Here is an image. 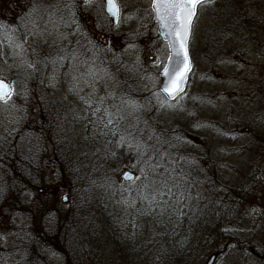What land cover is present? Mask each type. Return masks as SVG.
<instances>
[{"label":"rangeland","instance_id":"374dc122","mask_svg":"<svg viewBox=\"0 0 264 264\" xmlns=\"http://www.w3.org/2000/svg\"><path fill=\"white\" fill-rule=\"evenodd\" d=\"M117 1L114 25L104 0L91 7L78 0H0V25L8 29H0V80L15 90L0 103V143L21 162L16 170L0 169V264H52L54 258L62 261L55 264H126L98 217L106 196L129 218L140 202L139 174L119 146L129 133L144 144L152 133L173 136V153L182 154L185 144L197 152L186 160L193 164L187 175L194 208L206 207L210 219V255L199 249L192 264H207L216 250L213 264H258L255 250L264 257V0H213L199 8L189 41L192 72L174 102L159 88L169 52L153 22V0ZM62 49L94 62L103 77L95 93L88 77L78 81L81 91L70 90L72 75L86 69H74L70 59L50 63L66 55ZM90 95L92 108L81 99ZM104 109L114 114L109 128L118 133L105 134ZM11 116L15 124L4 127ZM32 130L49 132L37 137ZM59 168L75 182L61 179ZM125 172L135 178L124 182ZM133 224L116 235L124 231L126 240ZM50 237L71 242L68 262L48 249Z\"/></svg>","mask_w":264,"mask_h":264},{"label":"trees","instance_id":"16d2710c","mask_svg":"<svg viewBox=\"0 0 264 264\" xmlns=\"http://www.w3.org/2000/svg\"><path fill=\"white\" fill-rule=\"evenodd\" d=\"M6 119L9 121L7 124H5V122L1 123L4 125V127H11L15 124V122H12V116ZM33 131L34 130H32L31 134H35L37 137H40V135H42L44 132H49V130H45L40 131L37 134ZM116 133H118L117 130L115 131L109 127L106 128V135H113ZM164 136L165 137H161V135H157L155 133L149 134V141L145 139V144L149 146L151 149L150 154L155 155L156 160H159L160 163L165 165L168 169H175V172L172 173H165L163 168L159 169L158 171L160 178L168 179L169 175H174L176 177L175 181L168 179V183L170 185L174 183L177 184L178 181H182L181 186L178 189L174 187L173 191L176 193L183 191L185 193L186 198L184 199L183 203L179 205L174 204L176 196L161 197L160 199L169 201L168 205L161 204V207L165 209L163 214H161V208L156 207L155 205L153 206L154 211L149 213L148 204L140 200V202H137L138 205L135 215H133L134 217L131 216L130 218L127 216V214L122 213L118 203H112L110 201L109 196H106L101 204L102 210L98 219L102 224L101 227L104 230L103 233L110 238L112 237L113 244L115 243V245H117L118 252H120L121 256H123L126 264H192V261L195 258V255L198 253V250L202 249L203 252L205 251V245L208 241L207 238H209V235L207 234H209L210 231V219L204 217L205 215L207 216L205 211L206 207L204 206L205 209L202 208V210L194 208L195 194L191 196V181L190 176L187 175L188 171L193 169V164L188 165L186 160L189 158V156L196 158L194 156H196L197 152L195 149L189 148V146L185 144L186 151H183L182 154H177V152L173 153L174 150H176V144L178 142L175 141L173 136L172 138L166 137V135ZM1 144L2 143H0V169H8V171L14 169L16 170L18 168V162L21 163L17 160V154L13 150L8 151L7 148L6 150L2 149L3 145ZM124 150V155L126 156L127 154H130L131 156L129 158L132 157L133 159V161L130 163V169H134L140 176L141 165L137 163L136 153L130 150L126 145L124 146ZM123 159L124 161L122 163L125 164L128 158ZM181 160H184V163H181ZM112 161L109 164L110 168L113 167L115 163V160L113 162ZM177 162L180 164V166L184 165L185 167L181 169ZM105 165L106 163L103 164V167H105ZM57 170L61 173L63 172L60 175L61 179L66 178L71 182H75L76 179L74 176H72L74 174H66L61 168ZM210 173L215 172H212L211 170ZM79 175L80 173L78 172L76 177ZM16 177L18 176L16 175ZM94 180H96V178H94ZM19 182L20 180H18V184ZM226 189L231 191L229 187ZM189 191L190 193H188ZM223 199L224 197L221 200L223 201ZM198 205L199 204H197V206ZM180 209H182V211H180ZM129 221H131V223L134 222V224L131 226L135 228V230L137 229L140 231L145 229V231H147L146 236L144 237L142 233H135V230L133 233H130L127 236L126 240L123 237L124 231L121 235L122 237H119V235L117 236V231H121L119 229H121V227L123 228ZM56 231H59V229L57 228ZM51 238L52 237L48 239L46 244L48 249H50L52 254L57 256V258L62 257V260L68 262V254L69 252L73 251L71 242L69 245V241L66 244L64 239L54 240ZM18 249H23L24 252L28 251V253H31L32 250V248L30 249V246L28 245H22ZM205 252L206 254L208 253L210 255L209 252ZM213 254L218 258L220 253L216 250V252ZM84 261L86 260L84 259ZM87 261L90 260L87 259ZM57 262L58 260H56V258L52 260V264Z\"/></svg>","mask_w":264,"mask_h":264},{"label":"snow or ice","instance_id":"6c2138e0","mask_svg":"<svg viewBox=\"0 0 264 264\" xmlns=\"http://www.w3.org/2000/svg\"><path fill=\"white\" fill-rule=\"evenodd\" d=\"M95 0H82V4L86 7H91ZM213 0H153V9L156 13V18L160 22L161 27L165 29L166 34L171 37L170 47L174 53V59L168 68L165 69L164 75L168 80V84L163 86V91L166 93L167 97L170 99H176L182 96L184 93V85L186 84L188 73L191 72V62L188 55V39L191 32V27L193 19L197 14V9L199 7H204L205 5L211 4ZM75 5H68L69 10ZM107 12L111 17L116 19L117 24L120 19V6L117 0H106ZM35 9H33V12ZM33 13L30 12L29 16ZM73 17L72 22L75 23V13L71 12ZM0 29H4L5 32L8 31L7 26L0 25ZM12 31H15L13 29ZM15 48L19 49L20 52L24 51L23 43H16ZM66 55L57 57L56 59L50 61L54 66L59 63L63 65L65 60H71L73 68H85L86 71L79 72L78 75H72L73 84L70 90L81 91L79 88L78 81L83 77H88L84 82L88 87L93 89L95 93V83L98 82L100 77L95 71L93 63H90L87 59L81 60V54L73 50L72 52H67L66 49H62ZM79 61V65H77ZM30 68H34V65L29 63ZM56 77L54 76L53 79ZM15 95L14 86L11 84H6L3 80H0V102L7 103L12 96ZM82 101L88 108L93 107V102L91 95L88 98L81 97ZM131 107V105H129ZM99 111V109H97ZM103 115L106 117L101 123L104 127L108 128L115 123L113 119L114 114L108 109L103 110ZM116 119H123L121 116H116ZM132 136L129 133L127 136L121 134L119 146L127 147L134 151L137 155V163L141 165L140 176L136 177V180L141 181L139 187L137 188L138 198L148 204V212L154 211L153 206L160 207L161 204L168 205L169 201L161 200L164 196H176L174 204H182L186 198L183 191L178 193L173 191V188H179V184L168 183V179L173 181L176 180L174 175H169L168 179L160 178L159 169L163 168L165 173L175 172V169H168L165 165L156 160L155 155L150 154L151 149L147 144L141 143L140 141L133 142V139L129 137ZM125 179L132 180L133 177L129 174H125ZM183 179V178H182ZM123 203L127 207H135V202L130 200H124ZM164 208H161V214L164 212ZM175 210V209H174ZM182 211V209H180Z\"/></svg>","mask_w":264,"mask_h":264},{"label":"water","instance_id":"95a60500","mask_svg":"<svg viewBox=\"0 0 264 264\" xmlns=\"http://www.w3.org/2000/svg\"><path fill=\"white\" fill-rule=\"evenodd\" d=\"M81 1H82V0H81ZM104 4H105V13H106L107 17L110 18V19L112 20L113 24H117L116 19H115L114 17H111V16L108 14V12H107V8H106V0H104ZM151 8H152V11H153V22L158 26V30H157L158 35L161 37V39L163 40V42L166 43V45H167V47H168V52H169V57H168V59H167L166 65H165V67L163 68V70H162L161 73H160V92L162 93V95H163L168 101H175L178 97H177L176 99H174V100H173V99H170V98L167 97L166 93H164V91H163V86L168 84V80H167L166 76L164 75L165 69L168 68V67L170 66L171 61L174 59V53H173V51H172V49H171V47H170V40H171V37H169V36L166 34L165 29H163V28L161 27L160 22L157 20V18H156V13H155V11H154V9H153V2H152V7H151ZM195 17H196V16H195ZM195 17H194V19H195ZM194 19H193V21H194ZM192 24H193V23H192ZM191 28H192V27H191ZM190 35H191V32H190ZM190 35H189V39H190ZM189 39H188V44H187V47H188V55H189ZM189 60H190V62H191L190 56H189ZM171 66H172V67H175L174 64H171ZM191 71H192V64H191ZM190 73H191V72L188 73V78H189ZM188 78H187L186 84L184 85V89H186L187 82H188ZM4 82H5V81H4ZM5 83L8 84L7 82H5ZM126 173L129 174V175H131V176L133 177V179L135 178V177H134L135 175H133L132 173H130V172H125V173L123 174V176H122V179H123L124 182H130V181L133 180V179H132V180L125 179V174H126ZM215 259H216V256H212V257L209 259V261H208L207 264H213V263L215 262Z\"/></svg>","mask_w":264,"mask_h":264},{"label":"flooded vegetation","instance_id":"af4514ba","mask_svg":"<svg viewBox=\"0 0 264 264\" xmlns=\"http://www.w3.org/2000/svg\"><path fill=\"white\" fill-rule=\"evenodd\" d=\"M79 2H80V0H78ZM82 3V2H81ZM260 255H262L260 252H258V250L256 251L255 250V252H254V256H255V258L257 259V261H258V264H264V262H262V261H264V257H262V256H260ZM264 255V254H263Z\"/></svg>","mask_w":264,"mask_h":264},{"label":"bare ground","instance_id":"6f19581e","mask_svg":"<svg viewBox=\"0 0 264 264\" xmlns=\"http://www.w3.org/2000/svg\"><path fill=\"white\" fill-rule=\"evenodd\" d=\"M212 256H215V255H212ZM212 256H211V257H212ZM211 257H210V258H211ZM216 259H217V257H216ZM216 259H215V261H216ZM208 261H209V260H208ZM207 263H208V262H207Z\"/></svg>","mask_w":264,"mask_h":264}]
</instances>
